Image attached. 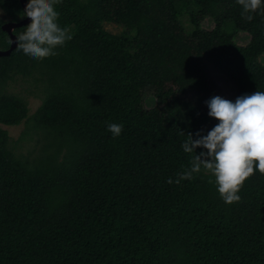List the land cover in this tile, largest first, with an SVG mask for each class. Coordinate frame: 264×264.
<instances>
[{
  "label": "trees",
  "instance_id": "trees-1",
  "mask_svg": "<svg viewBox=\"0 0 264 264\" xmlns=\"http://www.w3.org/2000/svg\"><path fill=\"white\" fill-rule=\"evenodd\" d=\"M0 8L12 21L26 16L21 0H0ZM56 8L72 33L56 55L34 60L17 47L0 56V264H264V173L246 178L230 204L210 172L168 183L195 154L181 146L189 132L215 125L204 102L206 60L241 94L264 91V13L249 20L237 0H60ZM207 16L211 29L201 27ZM104 22L124 30L109 32ZM236 31L251 35L247 45L236 43ZM17 76L45 80L37 127L63 139L34 165L16 156L1 126L28 116L27 101L5 92ZM148 89L157 99L149 109ZM111 122L123 124L119 136Z\"/></svg>",
  "mask_w": 264,
  "mask_h": 264
},
{
  "label": "clouds",
  "instance_id": "clouds-1",
  "mask_svg": "<svg viewBox=\"0 0 264 264\" xmlns=\"http://www.w3.org/2000/svg\"><path fill=\"white\" fill-rule=\"evenodd\" d=\"M60 0H30L24 10L31 23L26 33L18 36V47L25 56L34 60L57 54L60 46L72 39L68 27L59 23ZM242 15L253 19V13H264V0H237ZM208 115L218 122L206 133L197 130L195 137L189 132L182 141L185 153H195L190 166L168 183L179 184L192 179L194 174L210 172L215 178L217 191L225 203L241 199L244 181L255 171L264 173V91L244 93L235 100L213 95L206 100ZM107 129L119 136L123 124L111 122ZM200 147L199 153L197 148Z\"/></svg>",
  "mask_w": 264,
  "mask_h": 264
},
{
  "label": "rangeland",
  "instance_id": "rangeland-1",
  "mask_svg": "<svg viewBox=\"0 0 264 264\" xmlns=\"http://www.w3.org/2000/svg\"><path fill=\"white\" fill-rule=\"evenodd\" d=\"M0 17L6 21L9 17L0 8ZM177 18L181 25L190 33L194 29L189 14L184 10H181L177 14ZM215 26V20L212 17H205L201 21V27L205 29H211ZM233 26V24L231 25ZM104 29L109 32L120 34L123 32V26L112 23L104 22ZM234 28V26H233ZM251 39V35L246 31H236L234 33V40L239 45H247ZM260 61L264 64V54L261 55ZM208 79L210 81V92L207 95V99L213 95H222L225 98L235 100V98L241 95L237 84L230 79L225 73L221 72L211 62L206 60L205 64ZM5 92L12 93L23 97L29 107L28 116L19 125H6L1 124L10 134V148L15 152L16 156L24 161H28L30 165H34L38 162L44 161V156L51 152H56L57 147L63 143L58 135L51 136L48 134V128L41 126L37 127L36 115L40 106L45 100L48 90L45 80L31 76L23 77L17 76L9 79L5 84ZM188 98H194L193 94L188 95ZM206 99V100H207ZM206 100L204 102H206ZM143 103L146 108H152L156 106L157 99L153 94V91L148 89L144 92ZM206 108L208 110L207 104ZM218 120L213 119L212 124H216ZM67 139V138H66ZM68 140V139H67ZM65 141V140H64ZM51 144V148L50 145ZM69 153L68 143H64L60 150L57 152L58 161L65 159V156ZM39 158V159H38Z\"/></svg>",
  "mask_w": 264,
  "mask_h": 264
},
{
  "label": "water",
  "instance_id": "water-1",
  "mask_svg": "<svg viewBox=\"0 0 264 264\" xmlns=\"http://www.w3.org/2000/svg\"><path fill=\"white\" fill-rule=\"evenodd\" d=\"M21 3H22L24 10H26L28 7L29 1L28 0H21ZM30 22H31L30 19L27 16H25L21 20H18V21L9 20L3 24V26H2L3 29L5 31H7L9 33V35L11 36V46L9 49H6V50L0 49V56H8L12 53V51L15 48L18 47V43H17L18 36L14 33V30L17 27L29 24Z\"/></svg>",
  "mask_w": 264,
  "mask_h": 264
}]
</instances>
